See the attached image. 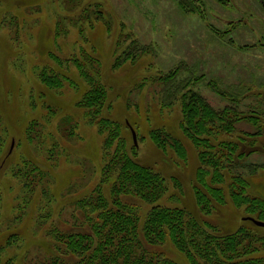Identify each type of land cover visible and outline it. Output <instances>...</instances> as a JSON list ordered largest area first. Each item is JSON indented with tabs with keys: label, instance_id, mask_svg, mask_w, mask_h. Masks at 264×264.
<instances>
[{
	"label": "rangeland",
	"instance_id": "374dc122",
	"mask_svg": "<svg viewBox=\"0 0 264 264\" xmlns=\"http://www.w3.org/2000/svg\"><path fill=\"white\" fill-rule=\"evenodd\" d=\"M195 1L200 6L191 11L181 0H0V246L10 234L19 236L2 260L48 264L54 251L48 229H87L79 199L101 180L106 158L103 135L78 104L91 84L74 60L105 84L106 113L125 135L135 132L140 162L166 177L168 191L160 203L184 205L222 232L239 228L247 212L231 201L215 203L210 214L200 210L195 189L205 186L198 178V149L181 129L178 99L169 105L163 97L168 85L161 76L175 71L174 84L188 81V89L218 109L248 113L255 107L258 124L243 120L225 139L256 151L238 170L249 180L251 196L264 198V168H249L264 163V8L259 0ZM54 70L66 76L59 88L40 79ZM258 126L256 140L244 135ZM155 127L171 132L186 150L158 148L149 137ZM28 158L39 169L27 177L13 175ZM111 185L102 187L110 200ZM124 198L142 215L152 206L138 196ZM153 249L191 264L169 241Z\"/></svg>",
	"mask_w": 264,
	"mask_h": 264
},
{
	"label": "trees",
	"instance_id": "16d2710c",
	"mask_svg": "<svg viewBox=\"0 0 264 264\" xmlns=\"http://www.w3.org/2000/svg\"><path fill=\"white\" fill-rule=\"evenodd\" d=\"M259 1L264 8V0ZM180 4L191 11L200 6L195 0H181ZM58 27L61 33V26ZM136 50L140 48H132L130 53ZM130 53L127 56L133 55ZM124 58L119 57V62H123ZM74 62L91 84L78 104L84 106L88 122L95 124L103 135L102 149L106 160L99 183L79 199L87 223L84 228L87 229L79 232L58 226L48 229L47 241L54 248L47 258L48 264H179L163 250L153 249L168 241L191 264H264V234L259 233V229L264 227L247 219L239 228L222 232L217 225L198 219L184 205L160 203L168 191L166 177L152 166L140 162L133 137L125 135L122 124L106 113L108 97L105 84L101 79L90 76L87 67L79 61ZM115 64L120 65L116 60ZM45 70H42L43 73ZM54 72V75L41 73L39 77L45 85L59 88L66 76L61 71ZM175 77V71L161 76V80L168 85L164 88L163 97H168L169 105L178 99L182 112L181 129L198 149L201 164L198 178L205 186L195 189L200 210L210 214L216 209L215 203L224 205L231 201L236 207H244L247 212L244 217L252 216L264 221V198L251 196L248 190L250 182L238 170L243 159L256 151H245L240 142L225 139L236 131L238 123L243 120L258 124L259 117L254 114L258 110L254 107V110L242 113L233 106L218 109L201 93L188 89V81L174 84ZM33 123L30 122V129ZM261 132L262 128L258 126L255 132L243 133L254 141L256 134ZM223 134L224 138L221 137ZM149 137L158 148L173 146L179 153L185 149L182 142L163 127L150 129ZM26 161L31 167L25 168L28 164L18 167L13 175L27 177L35 173L38 166L29 158ZM249 168L256 171L264 168V163H250ZM108 182L112 183L111 200L102 189ZM129 194L152 204L145 215L141 214L136 204L124 198ZM177 199L181 201L178 196ZM18 239L16 233L8 236L5 245L0 246V261L5 247ZM14 259V256L7 257L0 264H12Z\"/></svg>",
	"mask_w": 264,
	"mask_h": 264
},
{
	"label": "water",
	"instance_id": "95a60500",
	"mask_svg": "<svg viewBox=\"0 0 264 264\" xmlns=\"http://www.w3.org/2000/svg\"><path fill=\"white\" fill-rule=\"evenodd\" d=\"M132 132H133L134 142L137 144V142H136V134H135L134 131H132ZM245 219L251 220L254 224H256L258 226L264 227V221L261 220V219H257V218L252 217V216L245 217Z\"/></svg>",
	"mask_w": 264,
	"mask_h": 264
}]
</instances>
